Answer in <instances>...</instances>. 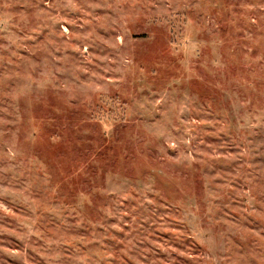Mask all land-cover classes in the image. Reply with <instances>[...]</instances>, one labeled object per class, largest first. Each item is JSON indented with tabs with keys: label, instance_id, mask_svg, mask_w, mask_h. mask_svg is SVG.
Returning <instances> with one entry per match:
<instances>
[{
	"label": "rangeland",
	"instance_id": "1",
	"mask_svg": "<svg viewBox=\"0 0 264 264\" xmlns=\"http://www.w3.org/2000/svg\"><path fill=\"white\" fill-rule=\"evenodd\" d=\"M0 264H264V0H0Z\"/></svg>",
	"mask_w": 264,
	"mask_h": 264
}]
</instances>
